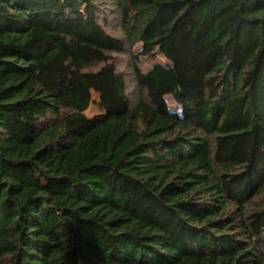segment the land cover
Wrapping results in <instances>:
<instances>
[{
    "label": "trees",
    "instance_id": "obj_1",
    "mask_svg": "<svg viewBox=\"0 0 264 264\" xmlns=\"http://www.w3.org/2000/svg\"><path fill=\"white\" fill-rule=\"evenodd\" d=\"M0 264H264V0H0Z\"/></svg>",
    "mask_w": 264,
    "mask_h": 264
},
{
    "label": "rangeland",
    "instance_id": "obj_2",
    "mask_svg": "<svg viewBox=\"0 0 264 264\" xmlns=\"http://www.w3.org/2000/svg\"><path fill=\"white\" fill-rule=\"evenodd\" d=\"M107 18V23L109 25V31L112 34L121 36L120 31L118 30V23L116 22L115 12H110ZM141 48V44L134 46L131 50L127 49L126 53L117 55L116 63L117 68L120 72L124 73L127 82V93L128 97L132 101H136L139 97V86L137 85L135 74L133 71V65L135 59L133 56L138 55V50ZM162 62L167 63V59H165L162 55L158 54L149 56V57H140L138 59V65L145 71L148 70L154 63ZM99 94L97 92H93V103L91 106L85 111V114L89 118H93L100 115V111L98 108ZM170 106L172 109H175L177 106L174 102H172L170 96Z\"/></svg>",
    "mask_w": 264,
    "mask_h": 264
}]
</instances>
